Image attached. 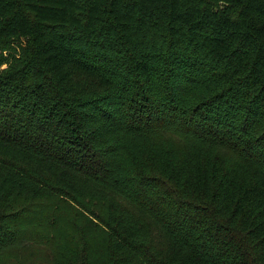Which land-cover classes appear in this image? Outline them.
I'll return each instance as SVG.
<instances>
[{
	"label": "trees",
	"instance_id": "trees-1",
	"mask_svg": "<svg viewBox=\"0 0 264 264\" xmlns=\"http://www.w3.org/2000/svg\"><path fill=\"white\" fill-rule=\"evenodd\" d=\"M0 264H264V0H0Z\"/></svg>",
	"mask_w": 264,
	"mask_h": 264
}]
</instances>
